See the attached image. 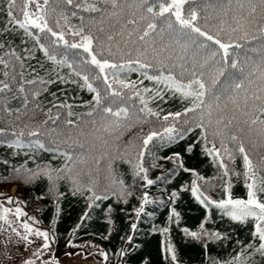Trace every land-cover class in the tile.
Masks as SVG:
<instances>
[{
    "label": "snow or ice",
    "instance_id": "6c2138e0",
    "mask_svg": "<svg viewBox=\"0 0 264 264\" xmlns=\"http://www.w3.org/2000/svg\"><path fill=\"white\" fill-rule=\"evenodd\" d=\"M2 8L0 90L15 87L22 103L10 107L9 98H0V117L6 125L0 127V144L12 148V156L16 149L28 148L63 157L59 166L38 161L35 152L14 167L4 161L9 165L5 180L30 185L46 179L47 187L37 199L49 198L54 208L50 231L28 216L24 201L0 194L8 201V206L0 203V231L25 251L32 249L21 254L18 264H60L54 254L45 253L54 252L57 242L61 181L87 204L72 232L101 201L111 197L127 207L135 197L137 202L129 209L134 218L128 217L131 230L121 236V246L113 250L87 242L100 264H129L140 247L134 238L141 214L151 218L154 213L146 212V206L165 203L162 196L150 195L149 186L180 169L190 173L191 180L179 188L188 189L205 212L190 228L180 223L181 214L173 204L167 205L166 224L150 229L161 234L164 264H182L170 235L165 242L173 221L185 241L191 238L202 244L206 261L210 243L232 245L227 258L214 256L210 264L264 259V0H4ZM17 36L25 45L23 37L34 41L22 54L13 43ZM37 49L52 67L40 75L28 66L32 75L25 79V58L35 59ZM38 66L43 70L39 62ZM64 67L67 74L60 71ZM56 82L78 85L90 98L77 95L74 105L70 92L59 89L63 97L59 99L48 90ZM43 93L52 99L42 101ZM41 113L43 118L38 119ZM186 137L190 142L184 151L193 153L198 144L213 175L186 167L179 151L158 155ZM160 160L171 161L172 167L151 178L150 170L162 167ZM120 163L127 165L126 172L118 170ZM237 180L243 182V196L233 194ZM177 196L173 188L169 200L174 203ZM213 208L218 218L250 222L251 238L245 242L233 238L231 229L205 227ZM112 211L111 204L104 208L109 234L115 223ZM67 245L83 247L72 239ZM136 264L149 260L144 257Z\"/></svg>",
    "mask_w": 264,
    "mask_h": 264
},
{
    "label": "trees",
    "instance_id": "16d2710c",
    "mask_svg": "<svg viewBox=\"0 0 264 264\" xmlns=\"http://www.w3.org/2000/svg\"><path fill=\"white\" fill-rule=\"evenodd\" d=\"M20 2V0H18ZM4 0H0V26H2L3 18V8L2 5ZM73 23L78 22V18H70ZM27 41V45L19 42L20 36H17L13 43L16 45L18 51L23 52V49L28 46L31 47L34 41L31 37H23ZM0 51H3L0 48ZM35 59L25 58V69H24V78L30 79L32 73L28 70V66L37 68V71L40 75H44L45 72H49L51 69L50 62L44 61L42 54L37 49L34 53ZM39 64L43 65V70L38 66ZM3 65H0V80L4 79ZM61 72L67 74L68 69L66 67L60 69ZM135 76V73L131 74ZM50 78V76H49ZM147 83V81H145ZM59 89H64L65 93L70 95L68 96L69 100L75 105L78 103V100H73V97L79 96L81 99H89V93L86 89H79L78 85H69V84H60L58 82L54 83L52 86H49V92H55L57 98L63 99L59 94ZM15 94V99H11ZM7 97L9 98V106L17 107L22 103V99L13 87L11 91L5 92L0 90V98ZM52 98L47 94L43 93L41 100H51ZM2 102V101H0ZM48 105L45 104L44 107ZM79 107H73V111H81ZM38 119L43 118V114H39ZM74 118V117H73ZM6 126L3 122V118L0 117V127ZM127 139V136L124 137ZM194 139V136L191 137ZM190 142V138H185L184 141L177 142L176 144L170 145L167 148H163L158 152V155L164 156L168 155L169 152L179 151L183 157V161L186 167H194L198 171L202 172L205 176L213 175L215 170L211 166L208 157L202 156L200 154L199 145L194 146V152L188 153L184 151L185 144ZM13 149L7 145L0 144V187L1 185H13L17 186V195H20L25 201L27 207H29L37 221L40 222L39 225H46L47 228L52 230V215L54 208L49 198L37 199V196L40 192L44 191L47 187V181L44 178H41L34 184L24 185L22 182L17 180H5L4 177L7 175L9 165L5 164V160L11 161V167H14L17 163H21L27 159V155H32L35 152L37 160L47 161L53 166H59L63 163V157L58 156L52 152L46 151L44 149H28V148H18L15 151L17 152L16 156H12ZM55 156V158H53ZM159 164L162 167H157L150 170V177L155 178L157 173H165L166 169L172 167L171 161L160 160ZM29 166H31V161H29ZM118 170L120 172H126L127 165L120 163L118 165ZM130 176H126V182H130ZM103 180V177H101ZM191 180V174L185 172L183 169H180L176 172L175 176L170 179L159 182L149 186V193L152 196H162L165 203L163 205L150 204L146 206V212H153V217L149 218L145 214H141V218L137 221V230L134 238V242L140 245L133 254L129 257V264H136L139 259L147 257L149 264H164L163 254L160 251V242L161 234L157 232H151L150 229L153 225L162 227L167 222V205L169 203L173 204V207L177 209L181 214L180 223L186 225L190 228H195L199 221L203 218L205 209L200 205L194 197H192L188 189H180L179 185ZM219 183V181H217ZM190 186V185H189ZM173 188L178 190V196L176 201L173 203L169 200V194ZM59 191L64 193V196L61 197L57 203L60 205V212L56 216L55 220V233L56 240L55 247L63 249L66 247L68 239L73 241H78L81 239H86L92 241L105 249H113L121 246V236L130 231L131 220L128 217H133V214L129 209L137 202L135 197L130 198V201L125 207L123 204L118 203L114 198L109 197L105 201L100 202L99 208H91L87 217L80 222V227L75 229L74 232L71 230L75 228L77 221L80 220L81 215L84 213L85 207H87L86 201L83 197L79 195H73L70 191L67 190V184L64 181H61L59 184ZM220 191L219 188L216 190ZM234 195H245V188L242 180H237L233 184L232 188ZM214 196L216 193H212ZM108 204L113 206V211L111 216L114 220L113 231L111 234L108 233V223L105 219L104 208ZM123 208V211H121ZM127 214V215H126ZM134 218V217H133ZM217 227L222 231H228L231 229V236L235 238L239 236L242 240L247 242L250 237L251 232V223H237L230 222L227 218H218L215 208L210 210V220L205 223V227ZM170 232L165 234V242L167 237L170 235L174 243L178 247V255L181 259L182 264H210L212 257L227 258L229 255L230 249L232 247L229 244L227 247H224L223 243L212 244L210 243L207 249V255L209 260H205L204 248L200 242H197L191 238L187 241L184 240L183 234L179 231L177 223L173 221L169 225ZM102 235H108L107 240L102 239ZM253 264H264V259L259 256L256 257Z\"/></svg>",
    "mask_w": 264,
    "mask_h": 264
},
{
    "label": "rangeland",
    "instance_id": "374dc122",
    "mask_svg": "<svg viewBox=\"0 0 264 264\" xmlns=\"http://www.w3.org/2000/svg\"><path fill=\"white\" fill-rule=\"evenodd\" d=\"M16 191L17 186L15 184L3 186L1 185L0 187V194H10L14 198H18L24 201L22 207H24L25 212L28 214V216H34L33 211L29 207H27L26 201L20 195H17ZM0 203H4L6 206H8V201L6 200L0 199ZM39 226L43 227L42 225ZM11 239L12 238H10L6 233L0 231V264H18V261L21 259V254L27 255L32 251L31 248H28L27 251H25L22 245L17 246L13 244L11 242ZM5 240H9V243L7 245L4 243ZM88 241L89 240L86 239L74 241V245H81L83 246L82 248L69 246L67 245V243L66 247L63 249H60L53 245L54 252L45 253V256L54 254L59 259L60 264H100L101 258L87 244ZM6 252L7 255L5 254Z\"/></svg>",
    "mask_w": 264,
    "mask_h": 264
},
{
    "label": "bare ground",
    "instance_id": "6f19581e",
    "mask_svg": "<svg viewBox=\"0 0 264 264\" xmlns=\"http://www.w3.org/2000/svg\"><path fill=\"white\" fill-rule=\"evenodd\" d=\"M14 188V187H13Z\"/></svg>",
    "mask_w": 264,
    "mask_h": 264
}]
</instances>
